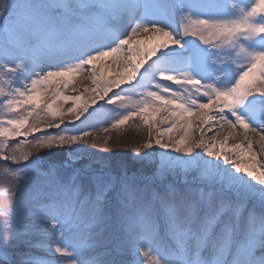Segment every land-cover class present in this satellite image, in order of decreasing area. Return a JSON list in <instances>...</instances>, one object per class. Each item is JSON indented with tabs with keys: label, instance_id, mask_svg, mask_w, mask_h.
I'll return each instance as SVG.
<instances>
[{
	"label": "snow or ice",
	"instance_id": "1",
	"mask_svg": "<svg viewBox=\"0 0 264 264\" xmlns=\"http://www.w3.org/2000/svg\"><path fill=\"white\" fill-rule=\"evenodd\" d=\"M197 6H199V0H187V3H184V0H153V2L142 4L113 5L126 12L121 21V27L131 26L130 21L137 8L143 9V15L135 19L150 22L136 23L135 27H131L130 32L123 33L127 39L117 33L105 31L102 27L104 22L99 16L89 17L83 13L78 14L72 30L76 33H83V38L78 42L77 51L74 53L78 54L76 58L79 59V63L53 71L42 70L47 68L38 70V67L41 59L47 57L44 52L50 44L63 43L56 36V21L49 14L41 11L37 4L22 5L20 0H12V2L5 0L3 4H0V19H3L5 33L12 38L16 52L12 53L8 49L0 51V97H3L0 99V104H4L13 112L24 105H28L30 110L22 119L0 121V138L20 136L27 138L44 131L39 124L29 122V117L36 109H39L38 115L43 114L44 117L50 118L47 119L48 128L58 129L62 124L79 121L97 99L104 100L107 96L106 102L110 105H115L118 101L124 102L126 95L114 92L113 89L121 88L122 85L133 81L137 82L138 76H141L139 85L142 88L150 86L152 90L143 93L145 99L137 105L135 111H127L120 119L112 123L111 127L118 128L134 117H139L149 128L158 129L159 125L168 124L169 127L165 131L158 133L155 144L165 152L170 150L183 153L190 157L188 160L195 163L201 161L200 153L195 152L196 149H202L203 154L208 157L222 156L225 162L230 159L226 149L222 148L221 151L214 152L215 143L213 142L210 146L203 139L204 132L211 130L213 124L218 125L220 129L226 125L231 130L230 134L237 133L238 129L241 130L239 135L247 143L235 145L234 155L240 159H244L247 155L248 162L243 168L239 163L234 162V172L237 174L243 172L255 182V185L261 187H255L243 177L234 175L227 169H223V175L234 191L245 194L238 195L240 199L235 202L237 210L243 202V197L249 193L257 195L261 204L264 205V165L258 163V153L248 136L249 132H253L259 136L260 141H264V124L253 126L239 112L242 107L247 108L249 116L253 118H257L258 111L264 112V50H250L242 43V41L253 40V37H264V0H255V3L248 5L247 8L243 4L230 2L229 7L234 14L229 19L219 20L200 18L188 11ZM177 16L180 17L178 28L181 37L195 38L202 45L218 51L221 49L216 48L212 42L223 40L231 45L233 50L239 48L236 52L237 57L241 53L246 55L249 62L244 66L243 61L232 59V51L229 54V62L237 66L234 81L218 85L217 81L220 77H216L212 82L202 83L184 70L187 67V61L173 64L156 59L163 50L181 45L171 31L158 26L154 20L156 18L175 19ZM258 16L259 19H257ZM141 34L147 39L134 40L135 36ZM113 37L119 40V44L115 47L109 46L108 51L100 50L102 41ZM125 45L128 46L125 71L114 72L110 80L104 78L103 69L109 66L104 63L105 59L115 61L117 56L123 55L122 49ZM49 59L59 60V58ZM86 66H93L92 72L89 73L94 85L91 89L93 94L86 99H81V96L65 97V99H71L73 107L64 111L62 105L57 104V100L61 98V92L58 89L67 88L68 78L80 73ZM96 66L102 70L99 76L96 74ZM33 75L36 78H31ZM55 78H59L57 88L53 89L51 96H46ZM21 79L30 80V84L25 83L21 88ZM161 81L171 82L177 85L178 89L183 88L192 97L191 102H183L178 90L173 91L164 87L159 83ZM5 82L8 85L7 90L2 86ZM88 91L85 89V92ZM109 93L112 95L108 96ZM164 93H169V96L166 97ZM197 96L205 97L207 102H198ZM186 114L195 115L200 125V136L196 137L195 130H192L191 142L189 141L191 123L185 121ZM173 129L182 131L184 134L175 143L163 141V137L171 133ZM108 130V127L104 128L105 132ZM89 134V131L85 130L79 135L67 137L60 134L49 135L46 140H34L32 148H50L53 144L76 145ZM7 146V139H0V160L12 159L14 163L17 162L14 157L4 151ZM143 148H153L151 139L143 145ZM261 152H264V145H261ZM140 154L137 151L136 156ZM30 155L31 152L24 155L23 160L29 162ZM70 156L78 157L71 154ZM145 159H150V156H145ZM160 160L163 168L174 169L176 166H182L179 162L183 159L179 156L161 153ZM203 164L205 173L210 179L221 171L217 164H210L208 161H203ZM23 171L25 179H28V168L25 167ZM137 179L136 175H112L111 173L95 177L97 186L101 190L115 184L119 189L118 195L125 206L136 199ZM36 181L33 198L42 201L37 215L51 224L50 228L44 229L48 237V242L44 247L47 249L49 259L41 261L40 264H114L107 258L106 252L93 259L85 258L82 245L75 242L74 237L70 235L74 227L86 222L84 209L75 206L70 190L57 184L52 179V173L37 176ZM14 195L15 199L10 204L13 216L17 213L22 200L20 193H14ZM261 219L264 222V217ZM191 223L190 220L179 219L175 212L169 211L165 216V227L177 240V247L175 251H162L160 244L154 239L158 225L150 208H138L123 220L126 237L118 245V250L131 254L132 259L129 264H212V262L200 259L188 245V240H195L198 249L206 235L204 231L193 229ZM15 236L12 225L5 221L0 237L7 240ZM145 246L149 249L148 251L144 250ZM53 252L62 259L53 258ZM26 264H31V262H26ZM214 264H221V261L216 260ZM241 264H264V257L257 259L249 247L244 250Z\"/></svg>",
	"mask_w": 264,
	"mask_h": 264
},
{
	"label": "rangeland",
	"instance_id": "2",
	"mask_svg": "<svg viewBox=\"0 0 264 264\" xmlns=\"http://www.w3.org/2000/svg\"><path fill=\"white\" fill-rule=\"evenodd\" d=\"M36 1L20 0V3L28 5L36 4ZM78 1L80 4L83 3V0ZM119 1L121 0H115V3ZM132 1L136 4L153 2V0ZM4 2L5 0H0V4ZM230 2L243 4L247 8L248 5L254 4L255 0H199V6L188 11L204 19H229L234 14L229 7ZM184 3H187V0H184ZM37 5L40 7L39 4ZM98 7L91 6L89 11H84L83 14L102 18L112 8L104 7V4H99ZM138 9L143 12V9ZM259 18L258 16L257 19ZM154 22L166 30L172 29L181 46L171 47L180 49L182 46L185 47L188 52L183 57L189 67L186 71L202 83L212 82L216 77H220L217 81L218 85L234 81L237 66L232 65L228 60L231 51L232 59L243 61L244 66L249 62L244 53L239 57L236 56L239 48L233 50L231 45L223 40L212 42L216 48L221 49L218 51L202 45L195 38L181 37L178 28L179 16L175 19L156 18ZM4 28L3 19H0V51L4 47V37L7 36ZM242 43L250 50H264V37L261 36ZM104 78L108 79L105 75ZM23 80L20 81L22 87L25 84ZM132 83L113 89L114 92L126 95L124 102L118 101L115 105H110L106 102L107 96L104 100L97 99L84 117L75 123L62 124L58 129L48 128L47 119L50 118L44 117L43 114L38 115L39 109H36L29 117V122L39 124L44 131L27 138L23 136L0 138L7 139L8 146L4 151L17 161L14 163L12 159L0 160V233L3 232L5 221L12 225L16 233L13 239L5 240L0 237V264H26V262L40 264L41 261L49 259L47 249L44 247L48 242L44 229L50 228L51 224L38 217L37 213L42 201L33 198L36 177L45 173H52V179L57 184L70 190L75 206L84 209L86 222L74 227L70 235L74 237L75 242L82 245V251L87 259H93L106 252L107 258L114 264H129L132 259L131 254L118 250V245L126 237L123 220L138 208L144 207L150 208L153 218L157 221L158 227L154 239L160 244L162 251H175L177 247V240L165 227V216L169 211H173L179 219L190 220L193 229L206 233L198 249L195 240L187 241L200 259L212 264L216 260H220L221 264H241L244 250L249 247L257 259L264 257V222L261 219L264 217V205L257 195L249 193L243 197V202L237 210L235 202L240 199L239 196L245 194L234 191L227 183L223 175L225 166H221V171L211 179L207 177L205 167L198 169L195 164L184 166L186 170L179 167L165 169L161 165L160 154L166 152L155 144V139L162 130L156 132L139 117H134L118 128L111 127V124L127 111H135L137 105L145 99L143 93L140 94L143 91L142 87L135 84L131 86ZM2 86L7 90L6 82ZM93 87L92 84L91 89ZM91 89H88L87 96L81 99L92 95ZM170 89L178 90L183 102H191L192 97L183 88L178 89L175 85ZM111 95L112 93L108 94ZM196 99L198 102H207L202 96H197ZM29 110V106L24 105L11 114L4 104H0V121L22 119ZM239 112L251 124L257 119L249 116L247 108L242 107ZM4 113L9 117L4 116ZM105 127L109 128L107 132L104 131ZM85 130L89 131V136L83 137L76 145L53 144L50 148H32V143L36 139L46 140L49 135L56 134L66 137L79 135ZM249 134L256 133L249 132ZM150 139L153 148L144 149L143 145ZM137 151L141 153L140 156H136ZM29 152L31 155L28 162L23 160V156ZM70 154L78 157L72 158ZM145 156H150V159H145ZM216 157L218 161L222 158V156ZM210 164L216 163L211 160ZM25 167L28 168V179H25L23 171ZM107 173L136 175L138 178L136 199L125 206L115 184L102 190L98 188L95 177ZM232 173L240 176V173L234 171ZM14 193H20L22 200L17 213L13 216L10 204L15 199ZM144 250L149 249L145 246ZM52 257L62 259L55 252L52 253Z\"/></svg>",
	"mask_w": 264,
	"mask_h": 264
},
{
	"label": "bare ground",
	"instance_id": "3",
	"mask_svg": "<svg viewBox=\"0 0 264 264\" xmlns=\"http://www.w3.org/2000/svg\"><path fill=\"white\" fill-rule=\"evenodd\" d=\"M47 1L48 0H37L36 4L40 5L41 11L49 14L56 21V36L59 40L63 41V43H60V44L53 43V44L49 45V47L45 50L44 55H46L49 58H59V60H52V59H49L47 57H43L41 59V63L38 67V70H39V68H47V69H42V70L58 71L61 68H67V67H70L74 64L79 63V59L76 58L78 54H74V53L77 51L78 42L83 38V33L73 32L72 25L76 22V18L73 14L68 13V12H64L63 9H61L62 7L64 8L67 6V5L65 6L63 4L68 3L69 1H73V2L76 1L75 4L78 5V7H80V9L84 10V11H89L91 6H98L99 4H101V5L104 4V7H109V8L112 7L113 9H115L117 11L118 9L120 10L121 8L120 7H113V5L123 4L126 0H121V1H119V3L118 2L115 3V0H83L82 1L83 3L81 2L82 4H80V1L77 2V0H50L49 2H47ZM128 3H132V1H130ZM58 6H60L61 8H57ZM138 13H140V10L136 9L133 13L134 14L133 19L135 18L134 16H136ZM121 20H122V18H121ZM103 22H104L103 23L104 25H107L109 27H111V25H115V22L111 21V19H109V18L103 20ZM143 22L144 23H150L148 21H143ZM131 27H133V21H132L131 26L127 30H125L124 32H130ZM111 28L119 29L117 27H111ZM124 32H121L120 35L123 36V38L127 39V36L123 35ZM146 39H147V37L145 35H142V34L134 37V40L144 41ZM3 41H4V47L2 50L8 49L12 53L16 52V49L14 47L15 44H14L11 37L6 36V37H4ZM116 45L117 44L109 45L108 43H104L102 41V46H101L100 50L108 51L109 46L115 47ZM122 52H123V55L117 56L115 61L108 60L107 58L104 61V63H107L109 66L107 69H103V75L108 77L109 80L113 78L114 72L125 71V60L128 59V58H126V57H128V46L127 45H125L123 47ZM183 53L184 52L180 53L177 50H175L173 53H170L166 56H161L159 54L156 59L157 60H164V61H167L169 63L172 62L173 64L180 63V62L185 61L184 57H183ZM93 54H95V53H93ZM63 58H65L66 60H63ZM173 58H176L177 61L174 60ZM148 62L150 63L151 61H148ZM92 69H93V66H86V68L84 70H82L80 73L74 74L68 78L69 79V85L67 88L60 87L58 89L61 92V98L57 100V104L62 105V108L64 111L67 110L68 108H70L71 106H73L71 99H65V97L70 98L73 96H81V98H84L87 96L86 95L87 92H85V89H91L92 83H91L89 73L92 72ZM184 70L186 71V68ZM101 71H102L101 68L99 66H96V73L101 74ZM141 73H143V69H141ZM31 78H36V76L33 75ZM141 78H142L141 76H138L137 82L134 81V83H132L131 86L134 84L140 86L139 85V79H141ZM58 79L59 78L53 79V81L51 82V86L48 88V91L45 94L46 96H48L50 93H53V89L57 88ZM23 81L25 83L30 84V80H23ZM159 83L164 84L166 82L161 81ZM20 86H21V88H23L21 85V82H20ZM142 89H143V91H141L140 94L144 93V91L152 90L150 86L148 88H142ZM157 91L159 92V89H157ZM164 95L166 97L169 96L167 93H164ZM259 112L260 111H258L257 113H259ZM10 113L12 114L13 111H10ZM3 115L6 117H9L5 113ZM262 117L264 118V115ZM262 117L257 118L255 120L254 124H252V125L253 126H259L260 124H264V119ZM184 119H185V121L191 123V129L189 131V141L191 142L193 139L192 130H195L196 137L200 136V125H199V122L196 119L195 115L189 116L186 114ZM168 127H169L168 124H161V125H159L158 129L154 128V130L156 132L159 129L162 131H165ZM230 132H231V130L228 129L226 125L224 126L223 129H220V127L218 125L213 124L211 126V130H206L203 134V139L210 146L213 142L215 143V148L213 149L215 152L221 151L222 148L227 150V154L230 157L229 161H227V162L224 161L223 157L221 158L220 161H218L215 159V158H217L215 155L212 157L205 156L203 154L202 149H196L195 150V152L200 153V157H201V161H199L197 163H195L194 161L188 160V159H190V157L185 156L183 153H175V152H171L169 150L168 152H166V154L172 155V156H179L180 159H183L182 161L179 162L182 166H176L175 167V168L179 167L182 170L187 169L184 166L189 167V165H192V164H195L196 166H198V169L203 168V167H205L203 164V161H208L209 163H211V160H212V161H215V163L217 165H219L220 167L225 166L229 172H233L234 171V167H233L234 162L239 163L242 168L248 162L247 155L245 156L244 159H240L238 156L234 155L235 145L246 144L247 141H244L243 138L239 135L240 130L237 131V133H235V134H230ZM183 134L184 133L182 131H179L177 129H173V131L171 133L166 134L164 141H169L171 143H175L177 140H179L181 138V136ZM248 136L253 141L254 148L258 153V163L264 165V152H261V145H264V141H260L259 136H257L256 134L252 135V134L248 133ZM214 137H215V140H213ZM225 137H227V140H225ZM163 151H165V150H163ZM240 176L243 177L244 180L247 179L249 181V183H252L255 185V182L251 181L250 178L247 177L246 175H244L243 172L240 173ZM256 186H260V185H256Z\"/></svg>",
	"mask_w": 264,
	"mask_h": 264
}]
</instances>
